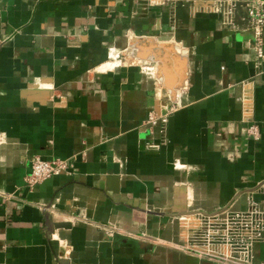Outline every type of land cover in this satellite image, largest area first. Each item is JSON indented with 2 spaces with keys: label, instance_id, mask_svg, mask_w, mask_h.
Instances as JSON below:
<instances>
[{
  "label": "crops",
  "instance_id": "obj_1",
  "mask_svg": "<svg viewBox=\"0 0 264 264\" xmlns=\"http://www.w3.org/2000/svg\"><path fill=\"white\" fill-rule=\"evenodd\" d=\"M252 39L188 0H0V264H222L181 250L179 218L264 206ZM128 47L161 85L132 63L103 71ZM177 92L182 107L151 128ZM34 156L72 168L31 190Z\"/></svg>",
  "mask_w": 264,
  "mask_h": 264
},
{
  "label": "built area",
  "instance_id": "obj_2",
  "mask_svg": "<svg viewBox=\"0 0 264 264\" xmlns=\"http://www.w3.org/2000/svg\"><path fill=\"white\" fill-rule=\"evenodd\" d=\"M150 6L165 5L181 0H141ZM195 10L217 15L222 26L230 32H250L253 35L251 47L255 55L254 63L260 76L264 69V0H188ZM129 38V34H128ZM136 50L128 47L118 51L110 49L108 61L112 67L103 71L115 70L130 63V55L135 57V64L147 77L161 85L162 78L154 64L138 61ZM104 64V65H105ZM103 66V65H102ZM163 83V82H162ZM171 94V95H170ZM172 104L161 114L152 110L147 120L151 128L160 122L166 125L170 116L182 107L180 93H170ZM173 95V96H172ZM238 100L243 108H249V93L243 92ZM249 133L259 139L261 131L256 123H251ZM149 149H157L154 143L147 145ZM72 164L67 159H43L39 156L31 158V171L26 177V185L31 190L44 181L69 173ZM176 168H180L176 165ZM264 195V183L259 187ZM249 207L245 211L224 209L222 212L205 214L190 213L179 218L186 228V235L181 250L209 261L222 264H257L255 247L264 243V206L252 196L249 197ZM259 264H264L260 262Z\"/></svg>",
  "mask_w": 264,
  "mask_h": 264
},
{
  "label": "water",
  "instance_id": "obj_3",
  "mask_svg": "<svg viewBox=\"0 0 264 264\" xmlns=\"http://www.w3.org/2000/svg\"><path fill=\"white\" fill-rule=\"evenodd\" d=\"M51 226L53 227H57V228H67V227H70V224H66V223H61V224H52L50 223Z\"/></svg>",
  "mask_w": 264,
  "mask_h": 264
},
{
  "label": "bare ground",
  "instance_id": "obj_4",
  "mask_svg": "<svg viewBox=\"0 0 264 264\" xmlns=\"http://www.w3.org/2000/svg\"><path fill=\"white\" fill-rule=\"evenodd\" d=\"M175 47V46H174ZM170 52V51H169ZM176 52V51H175ZM135 62V61H134ZM112 67V63L111 64H105L104 66H103V70H106V69H108V68H111Z\"/></svg>",
  "mask_w": 264,
  "mask_h": 264
},
{
  "label": "rangeland",
  "instance_id": "obj_5",
  "mask_svg": "<svg viewBox=\"0 0 264 264\" xmlns=\"http://www.w3.org/2000/svg\"><path fill=\"white\" fill-rule=\"evenodd\" d=\"M129 59H130V63H132V64L136 63V62H134L135 61V57L134 56L130 55Z\"/></svg>",
  "mask_w": 264,
  "mask_h": 264
}]
</instances>
